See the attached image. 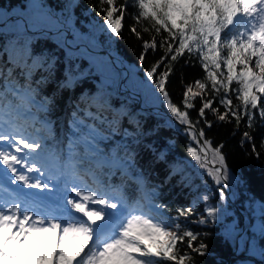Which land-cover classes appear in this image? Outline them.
<instances>
[{"label":"snow or ice","instance_id":"1","mask_svg":"<svg viewBox=\"0 0 264 264\" xmlns=\"http://www.w3.org/2000/svg\"><path fill=\"white\" fill-rule=\"evenodd\" d=\"M100 3L107 5L106 9H101L104 12L103 23L114 36L120 34L129 4L138 8V13L133 14L137 24L148 21L157 34L161 30L168 34L160 41L161 47L167 45L165 56L144 73L145 87L152 90L154 98L179 124L186 126L193 141L199 142L204 137L203 130L197 134L187 112L194 107L192 101L197 97L202 101L198 111L201 118L209 110L220 121L226 120L230 114L239 124L243 115L247 116L251 127L254 110L259 108L260 117L264 119V108L259 107L264 98V0H126L125 5L119 8L115 0H100ZM52 27L54 24L46 16H37L18 25L16 39L5 48L12 66L6 73L0 68L3 80L0 85V181L8 178L12 185L19 182V187L12 190L0 182V264H189L192 256L188 252L178 254L177 249L178 243L185 239L191 252L206 255L207 245L201 243L199 247H193L192 242L197 235L188 230L180 233L181 225L175 222L181 216L191 215V206L178 208L176 217H167L162 211L166 206L162 204L149 203L148 211L139 202L128 205L123 185L102 190L95 170L83 167L85 161H90L97 168H118L122 176L135 179L143 188V174L133 176L135 163L127 145H123L124 157L116 156L114 152L111 160L101 157L92 161L93 157L100 156L102 150L97 143L100 133L90 128L85 136L69 139V155L64 165H50L49 158L44 156L42 141L45 137L39 135L41 129H35V135L28 131L38 122L34 115L28 114L32 108L44 113L51 110V97H37L39 86L54 76L57 61L54 55L46 52L33 54L31 41L25 37L29 30ZM143 30L149 31L148 28ZM131 31L139 38L135 27ZM174 42H178L175 48ZM156 47L155 37L143 44L145 50H155ZM185 51L198 57L205 79L185 87L182 101L185 111H181L172 103L166 90L171 67L165 65L167 71L158 76L156 73L168 56L175 61ZM144 59L145 55L141 53V63ZM16 69H20L26 80L23 109L8 99L9 95L21 98V86L12 78ZM38 71L47 75L42 74L35 81L37 87H32L33 76ZM78 79L69 66L59 88L72 89ZM234 82L238 88L231 89ZM209 84L215 94L223 91L220 104L225 109L224 113L213 107V100L203 99ZM230 91L236 92L240 105L233 106L228 95ZM91 100L98 110H104L108 105L104 96L92 97ZM125 117L129 124L135 123L136 128H140L139 121L131 112L117 110L112 120L107 121L111 134L119 133L120 121ZM39 123L51 133L50 121L45 119ZM80 123L76 119L72 121L73 127H79ZM205 123L211 127L206 120ZM124 134L130 135L127 129ZM244 138L252 139L247 132ZM80 143L85 146V154L77 159L79 154L75 149ZM261 146L264 147V141ZM187 152L199 167L207 168L216 184L227 183L230 179L240 182V178L230 176L221 148H213L210 141L203 140L198 149L190 145ZM209 153L212 155V167H208ZM165 155L161 153L158 159L164 160ZM81 172L91 176L97 186L87 183ZM178 172H183L180 163L172 165L170 175ZM114 174L109 173L110 176ZM53 179L62 180L64 185L55 201L22 190L51 192L53 188H59V184L50 187ZM220 196L223 200V192ZM202 199L207 201L208 197L205 195ZM206 211L208 216L216 218V208H207ZM198 222L203 224L207 220Z\"/></svg>","mask_w":264,"mask_h":264},{"label":"trees","instance_id":"2","mask_svg":"<svg viewBox=\"0 0 264 264\" xmlns=\"http://www.w3.org/2000/svg\"><path fill=\"white\" fill-rule=\"evenodd\" d=\"M125 3L126 0H115L117 8ZM106 8L107 5L101 4L100 0H0V61L5 73L12 66L8 62L9 54L5 48L16 39L17 26L21 24L17 18L8 19L10 14L21 15L26 22L37 16H46L54 24V27L46 29H57L48 33L29 30L25 37L31 41L33 54L46 52L54 55L57 61L54 76L46 84L39 86L37 97H51V110L44 113L32 108L28 115H34L38 122L34 128L29 127L28 131L35 135V129H41L39 135L45 137L42 141L44 156L49 158V163L60 166L68 160L69 139L85 136L90 128H95L100 133L97 143L102 150L100 156L93 157L92 161L101 157L111 160L114 152L116 156L124 157L123 145H127L135 163L133 176L143 174V188L135 179L122 176L118 168H97L90 161H85L83 167L95 170L102 190L123 185L127 203L145 199L152 204L165 205L166 208L162 211L167 217H176L178 208L191 206V215L181 216L175 222L181 225L180 233L188 230L197 235V239L192 242L193 247L206 244L207 254L201 256L191 252L185 239L183 243H178L177 249L178 254L188 252L192 256L189 264H264V147L261 146L264 141V119L260 117L259 108L254 110L251 127L247 116L243 115L239 124L230 114L226 120L220 121L209 110H206L204 118L199 117L198 111L202 104L200 97L192 101V109H187L196 132L203 130V140L210 141L213 148H221L230 176L240 178L239 183L235 179L226 183L232 195V200H229L225 184H216L207 168L199 167L188 154L187 147L191 145L197 148V141H193L187 134L186 126L171 117L167 108L154 98L152 90L145 87L144 73L165 56L167 45L161 47L160 41L166 39L168 34L163 30L157 34L148 21L137 24L133 14L138 13V8L129 4L120 34L114 36L103 23L104 12L101 9ZM6 19L8 20L2 24ZM132 27L136 28L139 38L131 31ZM144 28L149 31H144ZM153 37L157 43L156 49L145 50L144 42H151ZM70 44H86L88 48L73 47ZM176 44L178 42H174V48ZM99 49L107 50L123 62L128 69L124 84L121 85L123 68L117 67L114 60ZM141 53L145 55L143 63L140 61ZM165 65L171 67L166 90L172 103L185 111L182 103L185 87L196 80H204L205 72L198 57L190 56L187 51L175 61H171L168 56L158 68L157 76L168 70ZM69 66L79 79L74 88L60 89L59 83L64 79L65 69ZM42 74L47 75L38 71L33 76L32 87H37L35 81ZM12 78L21 86V98L9 95L8 99L14 105H21L23 109V86L26 80L20 74V69L14 71ZM2 83L0 78V85ZM123 86L140 91L142 106L123 90ZM235 88L238 85L234 82L231 89ZM223 95V91L219 95L212 92L209 84L203 99L213 100V107L224 113L225 109L220 104ZM228 95L233 106L240 105L236 92L230 91ZM96 96L106 97L108 105L105 111L98 110L92 104L91 98ZM147 106H160L165 113L154 112L145 108ZM259 107L264 108V98ZM117 110L131 112L139 121L140 128L137 129L135 123L129 124L125 117L120 121L119 133L111 134L106 119L111 121ZM45 119L51 122L50 134L39 123ZM73 119L81 121L79 127H73ZM205 120L211 127L207 126ZM125 129L130 135L124 134ZM138 132L141 134L137 135ZM246 132L251 140H245ZM75 151L79 154L77 159L83 158L84 144H78ZM161 153L166 154L164 160L158 159ZM209 158L212 160L211 153ZM177 163L182 165L183 172L170 175L172 165ZM208 167L211 166L208 164ZM110 172L115 174L110 176ZM221 192L224 194L223 200ZM205 195L208 197L207 201L202 199ZM207 208L217 209L216 218L208 216ZM240 213L246 217L242 219ZM201 219H206L207 223H199ZM238 234L241 247L232 254Z\"/></svg>","mask_w":264,"mask_h":264},{"label":"rangeland","instance_id":"3","mask_svg":"<svg viewBox=\"0 0 264 264\" xmlns=\"http://www.w3.org/2000/svg\"><path fill=\"white\" fill-rule=\"evenodd\" d=\"M14 15V14H13ZM10 16V15H9ZM9 18V17H8ZM19 23H21V22H19ZM22 24V23H21ZM71 46H73V47H81V48H83V49H87L88 47L87 46H83V44L82 45H78V44H70ZM118 60V59H117ZM119 61V60H118ZM3 67V65L0 63V68H2ZM194 90H196V89H194ZM104 111H105V109H104ZM110 119H106V122L107 121H109ZM81 177L87 182V183H89V184H93V181L92 180H90L89 178H88V176L87 175H85L83 172H81ZM56 184H59V188L58 189H60V191H61V189H63V187H64V185H63V181L62 180H60V181H57V180H55V179H53L52 181H51V184H50V187H52V185H56ZM93 186L95 187V186H97V185H95V184H93ZM62 187V188H61ZM57 188H53V190L51 191V192H49V191H47V190H45V192H47L48 193V195L49 196H53V197H55V196H58L57 195V190H58ZM190 203H191V201H190ZM189 203V204H190ZM142 204V203H141ZM192 204V203H191ZM190 204V205H191ZM144 210H145V208H144ZM109 211H111V210H109ZM125 211H127V209H125ZM146 211V210H145ZM77 215H79V214H77ZM246 216L244 215V217L243 218H245ZM242 218V219H243ZM174 230V229H173ZM240 234V233H239ZM239 234L238 235H236V237H235V243L237 242V241H239L240 240V238H239ZM236 245V244H235ZM237 250V249H236ZM236 253V252H235Z\"/></svg>","mask_w":264,"mask_h":264},{"label":"water","instance_id":"4","mask_svg":"<svg viewBox=\"0 0 264 264\" xmlns=\"http://www.w3.org/2000/svg\"><path fill=\"white\" fill-rule=\"evenodd\" d=\"M15 17H20L21 18V20H22V22L24 23V22H26V20L22 17V16H20V15H13V14H11L10 16H9V18L10 19H15ZM6 22V20L2 23V24H4ZM31 31H36V30H31ZM51 31H54V30H51ZM102 52H107L106 50H101ZM109 57H111V58H114L113 57V55H111L110 53H109ZM120 66H122V67H124L125 68V66L123 65V63H121V65ZM125 90H127L128 92H130V93H133V92H135V93H139L137 90H132V89H130V88H126ZM136 100L138 101V103L139 104H141V99H140V97H136ZM149 109H153V107H151V106H149L148 107ZM172 117V116H171ZM198 134V133H197ZM203 143V140H200L199 142H197V144H198V146H200V144H202ZM208 160H209V165L210 166H213L212 164H211V160L209 159V155H208ZM236 209L238 210V208L236 207ZM236 252V250H234V248H233V251H232V254L233 253H235Z\"/></svg>","mask_w":264,"mask_h":264},{"label":"bare ground","instance_id":"5","mask_svg":"<svg viewBox=\"0 0 264 264\" xmlns=\"http://www.w3.org/2000/svg\"><path fill=\"white\" fill-rule=\"evenodd\" d=\"M101 50H105V49H99L100 52H102ZM106 51H107V50H106ZM102 53H107V54H108V57H109V53H110V52L107 51V52H102ZM110 54H111V53H110ZM111 55H112V54H111ZM0 63L2 64L1 61H0ZM2 65H3V64H2ZM2 68H4V66H3ZM124 77H125V76H122V77H121V79H122V80H121V85L124 84V81H125V78H124ZM123 78H124V79H123ZM121 85H120V88H121ZM87 176H88V175H87ZM88 178H89L90 180H92V177L88 176ZM99 187H100V186H99ZM61 188H62V187H61ZM100 188H101V187H100ZM139 203H140V204L142 203L141 205H143L144 208H145V210L148 211V207H149V203H150V202L148 203L145 199H142L141 202H139ZM127 204H128V205H133V204H135V203H127Z\"/></svg>","mask_w":264,"mask_h":264}]
</instances>
